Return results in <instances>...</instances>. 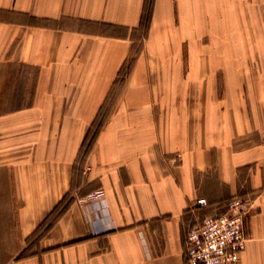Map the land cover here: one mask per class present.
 Returning a JSON list of instances; mask_svg holds the SVG:
<instances>
[{"label":"crops","instance_id":"1","mask_svg":"<svg viewBox=\"0 0 264 264\" xmlns=\"http://www.w3.org/2000/svg\"><path fill=\"white\" fill-rule=\"evenodd\" d=\"M234 197L264 264V0H0V264H187Z\"/></svg>","mask_w":264,"mask_h":264},{"label":"built area","instance_id":"2","mask_svg":"<svg viewBox=\"0 0 264 264\" xmlns=\"http://www.w3.org/2000/svg\"><path fill=\"white\" fill-rule=\"evenodd\" d=\"M103 197V192L99 190L77 201L94 204L97 200H104ZM197 204L203 207L206 201L199 199ZM249 209L248 199L234 197L226 204L224 212L205 216L191 227L185 237L186 263L236 264L247 240L244 226Z\"/></svg>","mask_w":264,"mask_h":264},{"label":"trees","instance_id":"3","mask_svg":"<svg viewBox=\"0 0 264 264\" xmlns=\"http://www.w3.org/2000/svg\"><path fill=\"white\" fill-rule=\"evenodd\" d=\"M101 120H96L94 124L92 125V129L87 134L86 138L83 142V150L88 151L91 145L93 144V141L95 139V136L97 134V130L99 129V126L101 124ZM70 200L68 198H64V200L46 217L44 222L41 224L40 228H38L36 235L39 233L47 232V230L50 228L52 223L55 221V219L65 210Z\"/></svg>","mask_w":264,"mask_h":264}]
</instances>
